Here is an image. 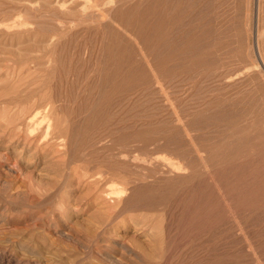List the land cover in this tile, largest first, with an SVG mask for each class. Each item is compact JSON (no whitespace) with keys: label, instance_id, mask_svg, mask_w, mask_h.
Instances as JSON below:
<instances>
[{"label":"rangeland","instance_id":"obj_1","mask_svg":"<svg viewBox=\"0 0 264 264\" xmlns=\"http://www.w3.org/2000/svg\"><path fill=\"white\" fill-rule=\"evenodd\" d=\"M0 264H264V0H0Z\"/></svg>","mask_w":264,"mask_h":264},{"label":"bare ground","instance_id":"obj_2","mask_svg":"<svg viewBox=\"0 0 264 264\" xmlns=\"http://www.w3.org/2000/svg\"><path fill=\"white\" fill-rule=\"evenodd\" d=\"M248 67H249V66H248ZM252 67H253V66H252ZM252 67H251V68H252ZM244 68H245V67H244ZM247 69H248V68H247ZM236 72H237V70H236ZM241 72H244V71H241ZM238 73H239V72H238ZM233 74H235V73L233 72ZM229 75H230V74H229ZM237 75H240V74H237ZM237 75H236V76H237ZM233 76H234V75H233ZM231 77H232V76H231ZM231 77H229V78H231ZM227 78H228V77H227ZM234 80H235V79H233V81H234ZM34 113H35V112H34ZM36 116H37V114H36ZM40 116H41V114H40ZM44 116H45V115H44ZM33 117H34V116H33ZM46 117H47V116H46ZM40 118H41V117H40ZM42 118H43V117H42ZM42 118H41V119H42ZM44 118H45V117H44ZM26 119H27V118H26ZM37 119H38V118H37ZM37 119H36V120H37ZM41 119H39V120H41ZM27 120H29V119H27ZM34 120H35V118H34ZM43 120H44V119H43ZM48 120H49V119H48ZM48 120H47V121L45 120V121L48 122V124H49V121H48ZM37 121H38V120H37ZM37 121H36V122H37ZM28 122H30V121H28ZM33 122H34V121H33ZM36 122H35V123H36ZM26 123H27V122H26ZM35 123H34V125H35ZM38 123H40V121H39ZM41 123H42V122H41ZM46 124H47V123H46ZM48 124H47V125H48ZM29 126L31 127V125H29ZM45 128H46V127H45ZM27 129H28V127H27ZM178 167H179V166H178ZM178 167H177V168H178ZM177 168H176V169H177ZM174 169H175V168H174ZM110 189H111V188H110ZM117 189H118V188H117ZM117 189H115L116 192H121L120 190H117ZM120 189H122V188H120ZM112 190H113V189H112ZM112 190H111V191H112ZM115 190H113V191H115ZM122 191L124 192V190H122ZM110 193H111V192H109V194H110ZM112 193H113V192H112ZM112 193H111V194H112ZM114 194H115V193H114ZM117 195H118V193H117ZM119 195H120V194H119ZM118 197H119V196H118Z\"/></svg>","mask_w":264,"mask_h":264}]
</instances>
